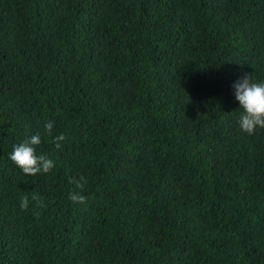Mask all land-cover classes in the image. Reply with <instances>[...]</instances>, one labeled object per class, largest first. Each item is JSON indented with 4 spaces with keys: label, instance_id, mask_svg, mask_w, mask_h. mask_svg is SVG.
I'll list each match as a JSON object with an SVG mask.
<instances>
[{
    "label": "trees",
    "instance_id": "1",
    "mask_svg": "<svg viewBox=\"0 0 264 264\" xmlns=\"http://www.w3.org/2000/svg\"><path fill=\"white\" fill-rule=\"evenodd\" d=\"M245 74L264 81V0H0V264H264ZM37 132L55 168L26 176L9 156Z\"/></svg>",
    "mask_w": 264,
    "mask_h": 264
},
{
    "label": "clouds",
    "instance_id": "2",
    "mask_svg": "<svg viewBox=\"0 0 264 264\" xmlns=\"http://www.w3.org/2000/svg\"><path fill=\"white\" fill-rule=\"evenodd\" d=\"M235 97L239 101L240 115L237 120L240 131L248 136L256 134L258 129H264V81H257L251 74H245L233 85ZM55 122L47 121L44 124V137L54 145L56 149H62L66 140L64 133L54 134ZM42 136L39 132L31 135L13 146L10 160L22 170L26 176L48 174L55 168V162L45 154L37 153V146L41 145ZM73 190L69 193V200L74 204H84L86 197L83 195L84 178L72 179ZM36 208L46 207L43 199L38 195L32 196ZM29 208L28 196H23L20 201V209L26 211ZM38 216L39 213H36Z\"/></svg>",
    "mask_w": 264,
    "mask_h": 264
}]
</instances>
